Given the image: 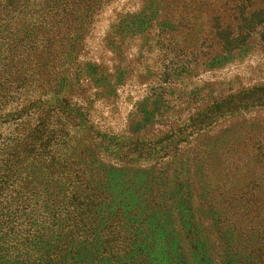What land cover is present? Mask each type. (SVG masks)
<instances>
[{"label": "rangeland", "instance_id": "374dc122", "mask_svg": "<svg viewBox=\"0 0 264 264\" xmlns=\"http://www.w3.org/2000/svg\"><path fill=\"white\" fill-rule=\"evenodd\" d=\"M0 264H264V0H1Z\"/></svg>", "mask_w": 264, "mask_h": 264}, {"label": "trees", "instance_id": "16d2710c", "mask_svg": "<svg viewBox=\"0 0 264 264\" xmlns=\"http://www.w3.org/2000/svg\"><path fill=\"white\" fill-rule=\"evenodd\" d=\"M1 9L3 10V6H2V4H1V0H0V11H1ZM2 33V30H1V26H0V34ZM45 264H48V263H45Z\"/></svg>", "mask_w": 264, "mask_h": 264}]
</instances>
